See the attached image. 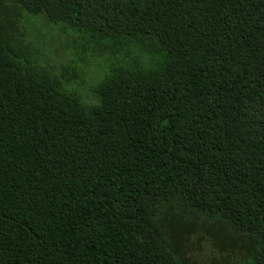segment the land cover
Instances as JSON below:
<instances>
[{"label":"trees","instance_id":"obj_1","mask_svg":"<svg viewBox=\"0 0 264 264\" xmlns=\"http://www.w3.org/2000/svg\"><path fill=\"white\" fill-rule=\"evenodd\" d=\"M38 15L110 60L93 103ZM209 225L264 264V0H0V264H187Z\"/></svg>","mask_w":264,"mask_h":264},{"label":"rangeland","instance_id":"obj_2","mask_svg":"<svg viewBox=\"0 0 264 264\" xmlns=\"http://www.w3.org/2000/svg\"><path fill=\"white\" fill-rule=\"evenodd\" d=\"M23 30L40 62L57 74L63 68H69L70 88L86 103H93L91 90L109 71L110 60L90 56L76 48V36L70 30L49 23L43 15L28 17ZM217 234L221 236L224 231L215 225L205 226L193 233L182 247L186 263L244 264L240 250L229 243L231 239L240 244L239 238L229 234L223 242Z\"/></svg>","mask_w":264,"mask_h":264}]
</instances>
